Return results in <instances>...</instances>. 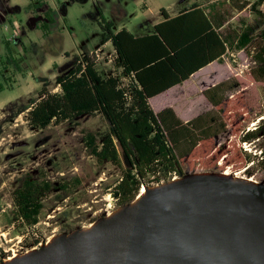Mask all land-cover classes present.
Segmentation results:
<instances>
[{
  "label": "rangeland",
  "instance_id": "obj_1",
  "mask_svg": "<svg viewBox=\"0 0 264 264\" xmlns=\"http://www.w3.org/2000/svg\"><path fill=\"white\" fill-rule=\"evenodd\" d=\"M208 1L46 0V5L53 9L54 23L49 27L50 34L44 36L37 23L28 22L33 16L29 0H0V264L13 255L40 253L51 238L59 244L67 237L83 235L91 225L95 230L104 228L113 219L111 214L117 212L115 216L118 217L129 207L117 205L110 194L121 177L120 169L108 162L98 164L85 145L84 137L88 133L96 135L99 141L106 132V123L100 116H84L77 119L78 124H51L45 129L32 128L27 123L25 108L38 98L42 88L60 92L55 78L63 66L83 47L96 57L95 50L102 37L97 8L102 18L113 24V32L127 27L141 34L151 31L152 24L161 18V9L173 16L183 8ZM244 1L256 0L215 2L217 12L228 19V29L237 31L245 26L252 29V43L244 50L230 51L224 61L237 79L238 92L241 91L248 109V119L242 127L245 132L254 130L264 120V82H254L249 75L252 55L261 42L262 28L257 26L256 15L248 7L237 11L234 5ZM259 9L264 12V5ZM109 46L112 47L110 42ZM102 53L107 61L114 56L113 50ZM96 59L100 72L118 76L113 61L104 66L103 60ZM217 73L224 76L223 65L218 67ZM166 98L170 99L171 93L162 99ZM240 141L239 136L231 138L225 131L215 142L217 146L224 143L239 146ZM263 141L264 138H259L242 144L247 150L244 156L259 155ZM235 160L237 164L239 161ZM235 166L223 171L201 166L189 170L184 164L182 176L165 178L160 185L150 187L159 186L165 190L177 181L204 177H222L230 182L235 174L250 179L252 183L243 187L264 197V171L257 166L256 160L252 158L237 169ZM225 171L229 172V177H223ZM27 177L52 185L42 198L43 208L32 227L22 226L17 221L12 202L14 191ZM76 178L79 184L74 186ZM62 183H68L67 190L61 189Z\"/></svg>",
  "mask_w": 264,
  "mask_h": 264
},
{
  "label": "trees",
  "instance_id": "obj_2",
  "mask_svg": "<svg viewBox=\"0 0 264 264\" xmlns=\"http://www.w3.org/2000/svg\"><path fill=\"white\" fill-rule=\"evenodd\" d=\"M29 1L34 10L42 6L35 0ZM217 5L214 3L213 6ZM261 5L264 0L234 5L237 11L248 7L256 15L257 26L262 28L261 42L252 55L253 66L249 70L254 82H264V12L259 9ZM193 11L201 13L200 20L208 25L207 36L195 37L204 28L187 24L198 20L191 16ZM97 13L101 19L98 22L102 31L100 44L111 43L116 55L114 67L121 70L120 74L104 75L96 67L94 53L83 47L56 76L60 92L42 88L38 98L25 108L30 127L45 129L51 124L74 125L81 117L100 116L106 123V132L99 141L96 135L88 133L84 137L85 145L98 164L108 162L120 169L121 177L110 193L119 206L129 205L142 185H160L165 178L182 176L184 164L189 170L201 166L223 171L235 165L237 169L253 158L264 171V147L253 157L243 154L247 152L241 147L243 143L264 138V120L254 130H242L248 119V109L241 91L238 92L240 86L236 78L205 90L203 94L213 109L187 123L177 119L171 109L155 114L148 104L149 98L181 84L208 63L220 61L226 49H246L252 43L251 28L229 29L223 38L218 37L210 20L198 5L193 4L189 12L184 9L173 18L161 9L163 20L153 27V33L136 37L126 28L113 32V24L102 18L99 8ZM44 17L45 22L39 23L38 28L48 36L49 26L54 23L52 9H47ZM212 17L220 25L228 21L220 14ZM202 45L216 51L215 54L200 58L198 52ZM121 77L129 79L127 85L121 83ZM225 131L231 138L239 136L240 145L224 143L217 146L216 139ZM124 156L127 164H124ZM235 159L239 161L237 164ZM74 181V186L79 184V179ZM59 186L62 190L68 189V183ZM51 188L46 181L38 183L29 177L22 180L12 196L15 216L22 226L32 227L38 222L42 198Z\"/></svg>",
  "mask_w": 264,
  "mask_h": 264
},
{
  "label": "water",
  "instance_id": "obj_3",
  "mask_svg": "<svg viewBox=\"0 0 264 264\" xmlns=\"http://www.w3.org/2000/svg\"><path fill=\"white\" fill-rule=\"evenodd\" d=\"M229 181L161 187L104 228L12 264H264V197Z\"/></svg>",
  "mask_w": 264,
  "mask_h": 264
},
{
  "label": "crops",
  "instance_id": "obj_4",
  "mask_svg": "<svg viewBox=\"0 0 264 264\" xmlns=\"http://www.w3.org/2000/svg\"><path fill=\"white\" fill-rule=\"evenodd\" d=\"M215 1L216 0H210L206 3H195V4L198 5V8L201 9L202 14L208 20H210L209 24H211L216 35L218 37L223 38L227 34L226 30H229L227 28V26H228L227 24H229V23H228V21H226L220 25V23L217 19H212L213 18L212 16L215 17V14H219L216 10L217 6H213L214 3H216ZM190 7H191V5L187 8H183L182 10H180L177 14H175L173 16L167 12L166 13L169 15L170 18H173V17L179 15L180 12L183 11L184 9L189 12ZM52 16H54V15L52 14ZM191 16L197 18L198 20L188 21L187 24L190 27L204 28L202 30V32L199 33L195 37L199 38V37H203L204 35L207 36V34L209 33V31L207 29L208 25L206 24V22L204 20H200V17L202 18L201 13L193 11V12H191ZM53 19H54V17H53ZM162 20H163V17L161 16V18L157 22L152 24L151 31H147L146 33L144 32V33L139 34V33L131 31L130 29H127V27H123V28H126L129 32H131L136 37H143V36L152 34L153 33V27L155 25H157L158 23H160ZM230 30H231V28H230ZM104 50H108V51L111 50L112 51L113 47L109 46V42H106L104 44H100L98 49L95 50V54H96V57H98V61L103 60V65L109 66L112 63V61L114 60V58L116 57V55H115V52L113 50L114 56L111 57V59H109L108 61L104 60V57L102 56L103 53L100 54V52H102ZM215 52L216 51H214L213 49L208 50V49H206V47L204 45H202L198 54H199L200 58L204 59V58H207L208 56H210V54H215ZM229 52L230 51H228L226 49L225 54L220 57L221 58L220 61L214 60V61L208 63L207 65L203 66L202 68H200L196 72L192 73L189 76V78L186 79L185 81H183L181 84H177L175 86H172L171 88L149 98L148 104L151 107L152 111L155 114H159V113H161L167 109H171L173 111V113L175 114V116L177 117V119H179L183 123H187V122L193 120L194 118H196L198 116H201V115H204V114L210 112L213 109V107L209 103V101L206 99L203 92L205 90L211 88V87H214V86L222 83V82H225V81H228V80L235 78V76H233L231 71H229V66L224 62L225 59H227V57H228L227 54ZM222 65L224 66V72L225 73H222L224 76L217 73L218 67L222 66ZM104 69L106 70V68H104ZM120 71H121L120 69H116V72L118 74H120ZM109 75H113V74H106V76H109ZM128 80H129L128 78H124V77L120 78V81L123 85H127ZM167 93H171V98L170 99L166 98V100L162 99L165 95H167Z\"/></svg>",
  "mask_w": 264,
  "mask_h": 264
},
{
  "label": "bare ground",
  "instance_id": "obj_5",
  "mask_svg": "<svg viewBox=\"0 0 264 264\" xmlns=\"http://www.w3.org/2000/svg\"><path fill=\"white\" fill-rule=\"evenodd\" d=\"M226 176H228V177L230 176L228 171H225L223 173V177H226ZM231 182L234 184H237V185H247L249 183H252L250 179L238 177V175H235V174H233V176L231 177ZM160 188L161 187H159V186H154V187H150V186H143L142 187L141 186V188H140V190L136 196V199L133 200V202L130 205V208L135 209L141 204L148 203L149 199H150V194L157 192ZM116 213L117 212H114L113 214H111L110 217L112 218L113 216L116 215ZM92 229H93V225L89 226L88 229L85 230V232L89 233L92 231ZM53 243H54V240L51 238L44 244L43 248L49 249L53 245ZM30 257H31L30 253L22 254V255H18V256L13 255L12 257L4 259L3 264H12L17 259H27Z\"/></svg>",
  "mask_w": 264,
  "mask_h": 264
},
{
  "label": "flooded vegetation",
  "instance_id": "obj_6",
  "mask_svg": "<svg viewBox=\"0 0 264 264\" xmlns=\"http://www.w3.org/2000/svg\"><path fill=\"white\" fill-rule=\"evenodd\" d=\"M37 2H40L42 4L41 7L37 8V9H30V13L33 14V16L31 18H29L28 22L29 23H33V25H35L37 23V26L39 25V23L41 22H45V17H44V12L47 9H52L50 6H48V4L46 5V0H35ZM46 5V6H45ZM43 8V9H42ZM42 9V10H41ZM3 12V11H2ZM43 12V13H42ZM5 14V13H3ZM2 14V15H3ZM52 14H53V9H52ZM1 16V15H0ZM53 17V16H52ZM52 25V24H51ZM50 25V26H51ZM49 26V27H50Z\"/></svg>",
  "mask_w": 264,
  "mask_h": 264
},
{
  "label": "built area",
  "instance_id": "obj_7",
  "mask_svg": "<svg viewBox=\"0 0 264 264\" xmlns=\"http://www.w3.org/2000/svg\"><path fill=\"white\" fill-rule=\"evenodd\" d=\"M15 33H16V31H15ZM15 35V34H14ZM245 143H243V145H244Z\"/></svg>",
  "mask_w": 264,
  "mask_h": 264
}]
</instances>
